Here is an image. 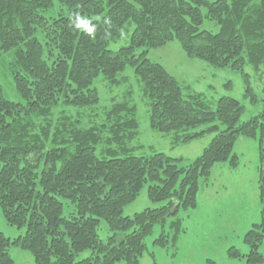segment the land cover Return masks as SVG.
Masks as SVG:
<instances>
[{
  "label": "trees",
  "instance_id": "trees-1",
  "mask_svg": "<svg viewBox=\"0 0 264 264\" xmlns=\"http://www.w3.org/2000/svg\"><path fill=\"white\" fill-rule=\"evenodd\" d=\"M77 15L95 25L93 36L75 28ZM130 24L126 45L110 50ZM172 40L191 58L240 71L255 100L244 64L264 65V0H0V52H11L21 97L12 101L0 88V208L7 224L23 229L14 238L0 231V264L13 263L12 246L28 251L35 264H139L157 223L162 230L153 246L169 248L178 236L179 210L196 206L199 182L213 165L238 164V137L264 142V110L241 122L244 108L236 98L207 100L148 57ZM127 66L148 100L152 130L170 133L173 146L213 134L200 155L133 154L138 121L126 101L113 102L91 126L77 114L64 117L70 122L48 119L57 107L97 105L95 79L115 86ZM37 120L46 123L40 131ZM145 183L149 201L161 204L122 214ZM258 185L263 203V174ZM63 201L72 207L67 214ZM261 208V222L243 236L246 264L263 261ZM100 219L109 231L105 240ZM227 254L243 256L234 246Z\"/></svg>",
  "mask_w": 264,
  "mask_h": 264
},
{
  "label": "rangeland",
  "instance_id": "rangeland-1",
  "mask_svg": "<svg viewBox=\"0 0 264 264\" xmlns=\"http://www.w3.org/2000/svg\"><path fill=\"white\" fill-rule=\"evenodd\" d=\"M206 28L216 30L210 23L204 24ZM133 25H126L122 36L109 44V49L114 51L118 47L126 45L129 33ZM148 57L162 64L166 71L177 81L188 86L191 91L205 95L207 100L216 101L221 96L236 98L243 105L241 122L256 116L264 110V65L253 66L244 64L249 84L255 93V100L245 93L246 81L240 71L229 67H213L209 63L198 58L189 57L185 49H182L177 40L164 43L161 46L151 48ZM11 52H0V88L2 94L12 100L21 101L13 79V64ZM99 76L94 81L99 93L97 105L87 108L57 107L52 110L49 120L52 123L70 122L73 116H79L85 126L101 121L103 112L108 110L113 102L126 101L132 103L136 109L138 121V135L130 144L135 155H148L156 151L167 153L173 157L183 156L194 158L200 155L202 149L210 142L211 134H204L199 138L172 145L171 134L152 130L149 126L148 100L143 97L137 82V77L132 67L127 66L119 77L123 81L115 86ZM213 105V103L211 104ZM70 116V119L64 118ZM38 131L46 125L44 120H37ZM54 131V127L50 129ZM233 151L238 154L239 161L235 167L228 163H215L208 178H202L199 182L197 204L195 207L180 209L178 218L181 217L182 229L169 243V248L155 247L153 239L161 232V224L157 223L152 232L146 236L145 243L148 251H153L157 264H208V259L214 264H246V256L249 247L243 242V236L254 223H260L262 217V203L259 197V179L264 175V142L260 143L256 138L238 137L234 143ZM147 184L140 189L137 197L131 203L124 206L122 214L133 216V213L142 211L145 207H156L161 202L153 203L147 197ZM64 202V214L71 210V206ZM170 218H168V221ZM166 222V230L168 229ZM0 231L4 235L14 238L23 232L6 223L0 208ZM98 234L105 240L109 234L106 222L100 219ZM236 247L243 256L233 258L227 254V249ZM13 258L12 264H35L32 255L18 247H10ZM143 253L139 264H154L149 252ZM263 255L264 264V240L259 248ZM89 255V251L81 256ZM115 264H127L124 261Z\"/></svg>",
  "mask_w": 264,
  "mask_h": 264
},
{
  "label": "clouds",
  "instance_id": "clouds-1",
  "mask_svg": "<svg viewBox=\"0 0 264 264\" xmlns=\"http://www.w3.org/2000/svg\"><path fill=\"white\" fill-rule=\"evenodd\" d=\"M74 25L77 30L84 31L90 37L95 33V25H92L88 18L77 15L74 21Z\"/></svg>",
  "mask_w": 264,
  "mask_h": 264
}]
</instances>
